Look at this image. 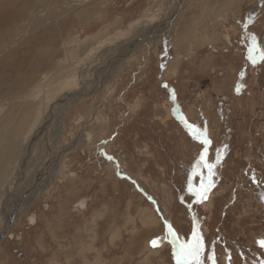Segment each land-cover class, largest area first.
I'll return each instance as SVG.
<instances>
[{"label": "rangeland", "instance_id": "rangeland-1", "mask_svg": "<svg viewBox=\"0 0 264 264\" xmlns=\"http://www.w3.org/2000/svg\"><path fill=\"white\" fill-rule=\"evenodd\" d=\"M8 1L0 233L40 193L0 264H177L167 224L202 237L199 264H264V0ZM185 122L207 130L209 163L219 150L214 175L194 170L204 146ZM190 174L214 182L202 202Z\"/></svg>", "mask_w": 264, "mask_h": 264}, {"label": "snow or ice", "instance_id": "snow-or-ice-1", "mask_svg": "<svg viewBox=\"0 0 264 264\" xmlns=\"http://www.w3.org/2000/svg\"><path fill=\"white\" fill-rule=\"evenodd\" d=\"M261 58L264 59V52L261 53ZM252 62L255 63V59H252ZM173 99L175 98L173 97ZM185 124L186 127H188L190 133L193 135V137L200 139L201 143L204 146L203 150L200 152L198 156L197 162L194 166V170L196 168H199L201 165H203V167L207 169V172L209 174L214 175V169L216 165L220 163L221 155L219 150H217L215 161L213 163H209L207 160V153H208V148L211 145V140L207 136V130L203 129L193 132L192 130L194 126L188 125L187 122H185ZM108 158L111 159V157ZM213 186H214V182L205 183L204 178L202 177L200 187L194 188L191 182V174L189 175L188 190L193 196L199 198L197 202H202L203 200L207 199V193L210 190V188ZM261 200H264V195L261 196ZM166 230L168 235L172 237L173 245L178 248L177 264H187V259L189 257H191L193 260H196L197 264H199L198 257L202 244V237L197 235L196 232H193V237H194L193 241H188L187 243H180L170 224L166 225ZM150 243L152 244L153 247H155L158 244V240L154 239ZM260 243L264 245V241H261ZM209 259H211V257H209Z\"/></svg>", "mask_w": 264, "mask_h": 264}, {"label": "bare ground", "instance_id": "bare-ground-1", "mask_svg": "<svg viewBox=\"0 0 264 264\" xmlns=\"http://www.w3.org/2000/svg\"><path fill=\"white\" fill-rule=\"evenodd\" d=\"M15 1V0H14ZM14 1H12V0H10V1H8V3H10V2H14ZM16 2V1H15ZM8 5V4H7ZM11 6H14V5H11ZM16 6V5H15ZM0 7H2V6H0ZM7 7V6H6ZM5 6H4V8H6ZM14 8V7H13ZM13 8H12V10H13ZM10 9V8H9ZM10 11V10H9ZM2 13H3V11H1ZM4 12H5V10H4ZM9 18V17H8ZM169 18V17H168ZM2 19V18H1ZM10 25V24H9ZM164 23H163V25H161L162 27H164ZM160 26V27H161ZM159 27V26H158ZM166 27V26H165ZM5 28H6V26H5ZM154 38H152V37H150V39L147 41V43H150V42H154V40H153ZM146 43V44H147ZM146 46V45H145ZM144 46V47H145ZM93 63V62H92ZM92 63H90L89 65H91ZM93 64H95V63H93ZM85 68V67H84ZM86 71V70H85ZM84 73V71L82 72V74ZM70 95V94H69ZM69 95L67 96V99H69ZM66 99V100H67ZM71 103H72V101H70V105H71ZM30 111V110H29ZM20 113V112H19ZM59 113H60V111H59ZM17 114V113H16ZM64 115H65V111H63V110H61V113L58 115V121H57V130L59 131V132H61L62 131V128H63V117H64ZM14 116V115H13ZM26 116V115H25ZM24 117V116H23ZM23 117H21L20 119H19V121H18V126L20 127V126H24V124H25V122H24V118ZM7 118V117H6ZM16 118V117H15ZM26 119V118H25ZM10 121V120H9ZM5 122V121H4ZM13 122V121H12ZM34 122V121H33ZM28 123V122H27ZM32 123V122H31ZM11 125V124H10ZM13 125H14V123H13ZM12 125V126H13ZM15 126V125H14ZM29 129V128H28ZM12 131H13V129H12ZM36 132V131H35ZM11 134V133H10ZM35 136H36V134H35ZM35 136H32L31 138H34ZM17 138V137H16ZM30 138V139H31ZM37 138V137H36ZM16 140V139H15ZM19 140V139H18ZM35 140H37V139H35ZM11 141V140H10ZM33 141V140H32ZM27 145L28 146H30V144L27 142ZM13 146V145H12ZM15 146V145H14ZM28 146H27V148H25L24 150H27L28 149ZM11 149V148H10ZM20 150V149H19ZM12 155V154H11ZM26 157H28V155L26 156ZM24 156L22 155V159H21V162L20 163H22V168H23V166H24V164H23V161L22 160H24ZM6 160V159H5ZM26 164V163H25ZM25 167V166H24ZM49 173V172H48ZM52 174V172H50V174H48L49 176ZM47 175V174H46ZM42 179V178H41ZM43 180V179H42ZM136 183V182H135ZM38 186V185H37ZM45 186V185H44ZM41 187V186H40ZM34 190H35V196H33V194L32 195H30L28 198L27 197H25V198H21V199H19L16 203H14L13 204V206L12 207H10V209H9V213H6L4 216H5V223H8L9 221H15L16 220V216L18 215V212L20 211V209H25V208H27L28 206H30L31 204H32V201L34 200V198L40 193V190H39V187L38 188H34ZM34 190H32V191H34ZM39 190V191H38ZM30 191H31V189H30ZM37 191V192H36ZM29 192V191H28ZM8 194V193H7ZM18 195V194H17ZM28 195V194H27ZM16 199V198H15ZM8 201H9V199H8Z\"/></svg>", "mask_w": 264, "mask_h": 264}, {"label": "water", "instance_id": "water-1", "mask_svg": "<svg viewBox=\"0 0 264 264\" xmlns=\"http://www.w3.org/2000/svg\"><path fill=\"white\" fill-rule=\"evenodd\" d=\"M203 86H205V81H203ZM83 201H86V198H83ZM12 223H13V221H9L8 223L4 224L3 230L0 233V241L6 236H12V234H10L8 232ZM20 234H21V232L19 231L18 233H16L15 237L18 238L20 236Z\"/></svg>", "mask_w": 264, "mask_h": 264}, {"label": "flooded vegetation", "instance_id": "flooded-vegetation-1", "mask_svg": "<svg viewBox=\"0 0 264 264\" xmlns=\"http://www.w3.org/2000/svg\"><path fill=\"white\" fill-rule=\"evenodd\" d=\"M242 44H243V43H242L241 41H239V46H241V47H243V46L246 47L245 45H242ZM242 64H244V61L242 62ZM244 66H245V65H244ZM183 103H184V104H187V101H186V100H185V101L183 100ZM183 103H182V104H183ZM174 108H177V107L175 106ZM175 111H176V110H175ZM118 134H119L118 137H119L120 139H121V138L123 139V138L125 137V135H126L125 132L123 133V132H121V131H119Z\"/></svg>", "mask_w": 264, "mask_h": 264}, {"label": "crops", "instance_id": "crops-1", "mask_svg": "<svg viewBox=\"0 0 264 264\" xmlns=\"http://www.w3.org/2000/svg\"><path fill=\"white\" fill-rule=\"evenodd\" d=\"M226 3H227V2H226ZM230 3H231V2H230ZM230 3H229V4H230ZM235 3H236V0H235L234 4H235Z\"/></svg>", "mask_w": 264, "mask_h": 264}]
</instances>
